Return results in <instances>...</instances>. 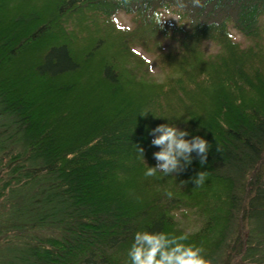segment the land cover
Segmentation results:
<instances>
[{
	"label": "trees",
	"instance_id": "16d2710c",
	"mask_svg": "<svg viewBox=\"0 0 264 264\" xmlns=\"http://www.w3.org/2000/svg\"><path fill=\"white\" fill-rule=\"evenodd\" d=\"M182 2L0 0V264H129L134 233L180 235L178 214L213 264H264V0ZM162 123L206 139V164L146 177Z\"/></svg>",
	"mask_w": 264,
	"mask_h": 264
},
{
	"label": "clouds",
	"instance_id": "9594fccd",
	"mask_svg": "<svg viewBox=\"0 0 264 264\" xmlns=\"http://www.w3.org/2000/svg\"><path fill=\"white\" fill-rule=\"evenodd\" d=\"M193 7H204L201 0H191ZM122 6H127L131 0H118ZM176 7L183 9L186 5L182 0H176ZM172 13L168 9L164 11L152 12L149 19L160 28L171 17ZM175 19H178L176 17ZM148 114L145 111L142 116ZM153 137L151 145L158 148L153 153L155 166H147L144 175L153 177L158 172L165 176L178 175L186 170L193 162V153L198 158L201 166L205 165L210 150V145L206 139L197 135L192 136L186 130H181L173 124L162 123L149 132ZM138 154L144 158V148L135 145ZM219 152L220 149L217 148ZM207 176L206 171L196 173L192 183L196 187L202 186ZM167 196L171 198L172 193ZM189 235H169L163 231L138 230L134 233L132 243L127 250L129 264H213L208 259L203 247L195 243H188Z\"/></svg>",
	"mask_w": 264,
	"mask_h": 264
},
{
	"label": "rangeland",
	"instance_id": "374dc122",
	"mask_svg": "<svg viewBox=\"0 0 264 264\" xmlns=\"http://www.w3.org/2000/svg\"><path fill=\"white\" fill-rule=\"evenodd\" d=\"M176 17L177 16H175L172 13V16L168 17L169 19L165 23H169V22L176 23L178 20V19H175ZM113 19L115 20L113 23L115 26H118L119 28L123 30H132V31L135 30L134 28L136 27V25H135V22L132 16H128L124 13H119ZM230 31H231V34L233 35V40L236 43H238L242 49H247L254 45L253 44L254 42L252 40L245 38L243 35L239 34V32L235 30L234 28H230ZM261 41H264V37H262ZM86 43H84L83 45L85 46ZM142 45L136 46L135 48L145 59H147V61L151 63L153 67L151 69L152 70L151 73L147 75L149 80L159 82V83L167 81V78H169V73L160 69L161 67L158 63V59H156L155 55L151 53L150 54L147 53ZM203 49L205 50L207 56L209 57L210 56L215 57L222 51L220 46L213 44V43H207ZM178 215L179 216L177 218V222H178L177 225H179V228L184 233H187V234L195 233L196 234V232H198L201 229L202 224H200L201 222L199 218H197L196 216L192 214H189V215L178 214Z\"/></svg>",
	"mask_w": 264,
	"mask_h": 264
}]
</instances>
